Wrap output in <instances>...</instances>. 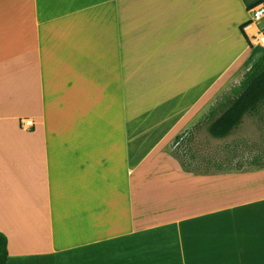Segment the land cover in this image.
<instances>
[{"label":"crops","instance_id":"0c3cea01","mask_svg":"<svg viewBox=\"0 0 264 264\" xmlns=\"http://www.w3.org/2000/svg\"><path fill=\"white\" fill-rule=\"evenodd\" d=\"M260 3L0 0L6 264H264V164L173 154L228 138L205 117Z\"/></svg>","mask_w":264,"mask_h":264},{"label":"trees","instance_id":"16d2710c","mask_svg":"<svg viewBox=\"0 0 264 264\" xmlns=\"http://www.w3.org/2000/svg\"><path fill=\"white\" fill-rule=\"evenodd\" d=\"M263 105L264 57H261L243 74L238 84L210 107L205 117L208 134L214 139L229 137L240 127L245 116L257 115ZM7 258V239L0 233V264H6Z\"/></svg>","mask_w":264,"mask_h":264},{"label":"rangeland","instance_id":"374dc122","mask_svg":"<svg viewBox=\"0 0 264 264\" xmlns=\"http://www.w3.org/2000/svg\"><path fill=\"white\" fill-rule=\"evenodd\" d=\"M260 52L258 59L264 57V50L260 49ZM189 149L190 152L182 156L175 148L173 154L183 161L213 162L215 166L231 168L253 161L264 164V105L257 115L245 116L240 127L226 141L212 142L201 138L194 141Z\"/></svg>","mask_w":264,"mask_h":264},{"label":"built area","instance_id":"2783aa9c","mask_svg":"<svg viewBox=\"0 0 264 264\" xmlns=\"http://www.w3.org/2000/svg\"><path fill=\"white\" fill-rule=\"evenodd\" d=\"M248 20L242 27L244 38L250 46H256L264 49V4L260 3L247 10ZM33 126L31 120L20 121V127L27 130Z\"/></svg>","mask_w":264,"mask_h":264}]
</instances>
